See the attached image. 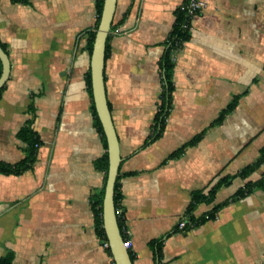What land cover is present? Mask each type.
I'll return each mask as SVG.
<instances>
[{
	"label": "crops",
	"instance_id": "obj_1",
	"mask_svg": "<svg viewBox=\"0 0 264 264\" xmlns=\"http://www.w3.org/2000/svg\"><path fill=\"white\" fill-rule=\"evenodd\" d=\"M95 1L0 0V45L10 61L0 96V163L25 157L19 132L27 123L40 139L30 168L0 171V259L10 255V264H114L92 206L104 176L95 162L106 151L86 85ZM184 2L117 0L108 34L104 83L119 141L117 211L128 250L133 264H155L148 242L165 237L166 264H264V188L235 198L264 176V160L238 174L264 147V0H207L189 19V39L173 56L163 130L148 141L159 61ZM232 175L192 213L219 206L216 217L179 229L192 193Z\"/></svg>",
	"mask_w": 264,
	"mask_h": 264
},
{
	"label": "trees",
	"instance_id": "obj_2",
	"mask_svg": "<svg viewBox=\"0 0 264 264\" xmlns=\"http://www.w3.org/2000/svg\"><path fill=\"white\" fill-rule=\"evenodd\" d=\"M17 1H26V0H17ZM102 3L103 0H96L95 1V8H96V21L94 25V29L89 32L88 34V39H87V47L89 50V53L91 54L92 50V45L94 41V36H95V30L97 28L99 18H100V13L102 10ZM189 21L186 16V13L179 9L176 13V20L173 25V29L171 33L169 34L166 42H165V50L163 55L160 58L159 61V70H160V82H161V90L159 93V99L157 103V108L154 114V119H153V124L151 128V133L149 134L148 141H153L156 138H158L163 130L170 104H171V92L173 90V84L171 80L172 76V69L174 65V53L179 50L183 43L189 39ZM1 47L4 49V47L1 45ZM108 48V37H107V42H106V48H105V55L106 51ZM5 51V49H4ZM0 74H1V62H0ZM86 85L89 93L91 94V81H90V72L89 70L87 71L86 74ZM4 88L3 86L0 88V96L1 92ZM237 103V98H234L231 103L227 105L226 108H224L219 116L216 118L214 123H220L225 116L235 107ZM93 113L95 117V125L99 131V133L102 136L103 139V146L104 149H106L107 144H106V139L103 133L102 126L100 124V121L97 117L94 105H93ZM202 136V133L197 134L193 139H191L187 144H194L196 143L200 137ZM19 137L23 140L25 143V157L18 163L14 165H8L5 163H0V171L3 172H22L28 168H30L33 163L36 160V155H37V150L38 147L40 146V139L36 132L31 128L30 123H27L19 132ZM181 146L179 149L171 153L170 157L178 156L182 151L183 148L187 145ZM264 160V147L261 149L260 154L257 158V160L250 164L245 166L238 174L245 177L249 173H251L253 170H255ZM96 167L101 169L104 172L103 176V184L101 187V190L97 197L95 198L94 202L92 203V206L94 208V212L96 214V230L97 234L100 237L102 243L107 240L105 230L103 228V220H102V197L104 193V186H105V180H106V172H107V167H108V157H107V152L105 151L102 156L96 160L95 162ZM234 175L224 177L219 179L209 190L207 193H203L202 191H195L192 193L191 197V202L188 205L187 211H186V216H187V223L184 226V230L189 229L193 226L200 225L207 220L214 219L215 215L219 209V206H214L212 207L211 210H209L207 213L195 217L192 215L193 210L196 208V206L202 202H209L212 201L217 190L224 185L229 184L231 178H233ZM259 187V188H264V176L256 181V182H247L245 185L240 188L236 194L235 198H240L245 196L246 194L250 193L254 188ZM120 198V194L118 191V176L116 179L115 183V190H114V204L116 208V215H117V222L121 231V235L123 237V240L128 238V235L123 229V223L122 220L119 217L117 208H118V200ZM168 234L166 235V237ZM165 237L161 238H156L152 239L148 242L149 246L151 247V250L153 252V257L155 260V264H166L162 260L163 258V253H162V246L164 242ZM109 250V254L111 255L110 248L107 247ZM129 251L130 258L132 262L134 261V255L132 251ZM11 263V256L7 255L3 258L0 259V264H10ZM115 264V263H114Z\"/></svg>",
	"mask_w": 264,
	"mask_h": 264
},
{
	"label": "water",
	"instance_id": "obj_3",
	"mask_svg": "<svg viewBox=\"0 0 264 264\" xmlns=\"http://www.w3.org/2000/svg\"><path fill=\"white\" fill-rule=\"evenodd\" d=\"M117 0H103L99 22L95 30L90 54L89 72L94 108L106 139L108 167L102 197L103 228L115 264H133L129 251L124 247L123 237L117 222L114 204L115 183L121 161L119 141L107 103L104 83V62L107 37L111 29ZM0 88L6 82L9 71V56L0 45Z\"/></svg>",
	"mask_w": 264,
	"mask_h": 264
},
{
	"label": "built area",
	"instance_id": "obj_4",
	"mask_svg": "<svg viewBox=\"0 0 264 264\" xmlns=\"http://www.w3.org/2000/svg\"><path fill=\"white\" fill-rule=\"evenodd\" d=\"M207 5H208L207 0H185V2L181 5L180 9L186 13V16H187L188 21H189V19L193 15L204 10L207 7ZM215 217H216V215H215ZM186 223H187V219L184 218L181 221H179L177 226L179 229H183L184 226L186 225ZM123 244H124V247L128 250V249H130L132 242L128 237L123 241ZM102 245L105 248L109 247L108 241L103 242Z\"/></svg>",
	"mask_w": 264,
	"mask_h": 264
}]
</instances>
